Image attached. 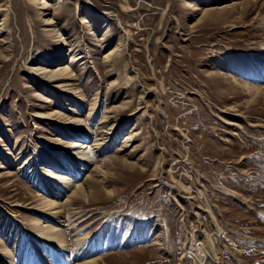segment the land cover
Here are the masks:
<instances>
[{
    "label": "rangeland",
    "instance_id": "1",
    "mask_svg": "<svg viewBox=\"0 0 264 264\" xmlns=\"http://www.w3.org/2000/svg\"><path fill=\"white\" fill-rule=\"evenodd\" d=\"M39 7L0 0L12 41L0 57V239L13 263L73 264L93 247L82 263L264 264V0H68L52 25L82 52L67 88L35 74L70 63ZM121 36L127 69L109 74L104 57ZM73 142L91 145L94 163L78 174L65 155ZM48 173L84 185L88 200L66 203L71 192ZM57 197L85 238L65 258L32 226L47 220L39 199Z\"/></svg>",
    "mask_w": 264,
    "mask_h": 264
},
{
    "label": "bare ground",
    "instance_id": "2",
    "mask_svg": "<svg viewBox=\"0 0 264 264\" xmlns=\"http://www.w3.org/2000/svg\"><path fill=\"white\" fill-rule=\"evenodd\" d=\"M67 1L68 0H54L55 3L53 5L47 6L44 4L43 0H32L33 5L38 6V7L41 6L38 8V10L50 8V11L53 12V14L51 15L52 18L47 19V21L45 22L46 23L45 25L48 28H50V30H48V33L56 42H62V43H64V47H68V50L58 51L57 56L68 57V59H70L69 64L59 65L54 70H49L48 67H46V66L42 67V68H38L35 70V74H38L41 77L43 76L42 78H45V79H47L53 83L58 81V84H60V87H63V88L70 87L69 84L73 83L72 81L75 79L72 76V73H73L72 65L76 62V60H78V61L83 60L82 59L83 57L81 55L82 52H81V49L79 48L80 47L79 43L77 44L78 41L76 40L77 42H75L72 39L73 36L71 37L70 35H67L68 34L67 31L64 30V32L61 33L60 32L61 30L56 29L58 26H52L54 23H56L55 20H58L60 15L62 14L64 6L67 3ZM43 14L44 13L39 12L40 17H43L44 16ZM89 15H88L89 18L92 20V22H94V25H98V23H96L97 22L96 20H98L99 18L91 12H89ZM87 21L88 20L86 18L82 17L80 23L82 25H85L87 23ZM8 23H9L8 19H7V17H5L0 24V38H2V39H0V57H4V58H7L9 56L10 49L12 48L10 30L7 29ZM108 33H109V31L106 30L105 35L107 36ZM125 54H126V41L121 36V38L118 40L117 45L110 52H108L104 57L105 63H106V69H107V72L109 74H111L113 72V69L115 68L117 63L122 62L126 67L127 64H126V55ZM126 69H127V67H126ZM114 85H115V82L113 83V86ZM41 97H42V101H43V99H46L45 96H41ZM127 104H128V102H123L118 107L109 108L106 111V113L103 117V120L101 121L102 122L101 124H105L107 122H110L111 119H113L110 116V114L116 115L118 112H120L122 109H124ZM94 106L95 105H93V107ZM93 110H94V108H92L90 112H92ZM37 116H40V115H37ZM77 122L82 123V124H79L81 130L86 128L84 125V121L81 118H79L77 120ZM116 125H117V123L112 124L110 127L111 129L109 128V130H107V132H105V133L102 132L103 134L100 133L99 137H101V139H99V141H104V140L105 141L103 143H99V144H97L98 142L97 143L95 142L97 147H100V146L102 147V145L106 146L105 145L107 143L106 138H109V137L111 138L113 131L116 129ZM87 130H88V128H87ZM131 140H132V135L127 138L125 144H127V143L129 144V141H131ZM90 146L91 145L79 143V142H73L69 145L70 150L65 155H66L68 162L71 164V166H73L75 169H76V167H78L75 170L77 174H78V172H82L84 170V168L87 167L88 165L94 164L93 160H92V156H91V151H90L91 147ZM101 169H102L101 166L96 167V172L100 171ZM48 176L55 183L59 184L58 186H61V188L63 190H67V191L71 192V195L69 196L70 198L67 200L66 203H69L71 201V199H75V198H78V199L80 198V199H83L84 201L88 200L89 194H88V190L86 189V187L84 185H76L73 178H70L68 175H63V174H59V175L55 176L53 173H50V174L48 173ZM38 186L42 190H44L46 193L53 194L54 190H51L48 187V185L38 181ZM66 203L64 205L61 204L58 200V197H57V199H52V200L48 199V198H41V199H39L38 209L41 212H43V214H44L43 217H45L43 219H47V220H46V222H45V220L41 221L39 218H34L32 220V226L34 227V229L37 232V234L39 235V237H41L45 241H47V242H45V244L43 243L42 245H44L46 250H49V248H50L51 251H54V253H50V256H52V257H57V255H60L61 258H65L66 257L65 253H67L68 248L70 246H73V245L82 246L83 245L82 243L83 242L85 243V241H84L85 238L79 237L82 229L76 230L77 229L76 226L78 227V225L81 224V223H79L80 221L77 222V220H73L71 223L73 224V223L77 222V224H73L72 227L69 229L70 225L67 224V222H68L66 219L67 216L65 215V210H64ZM71 217H74V215ZM53 222L55 224H53ZM63 227H67L68 230L63 229ZM67 232L69 234L71 233L72 237L68 236ZM161 243H162L161 239H156L155 244H153V245H161ZM56 250H61V251H63V253H59ZM94 251H95V249L92 247L90 250L88 249L86 251H83L82 253L77 252L76 257L79 258V260L77 262L76 261L73 262V264H97L98 261L100 260V258L99 259H91L90 261L82 263V261H84V259H85L84 257L87 255L91 256L94 253ZM12 256H13V254H12L11 250L2 241V239H0V258H1L0 260L4 261V263L14 264L13 263L14 257H12ZM89 258H91V257H89ZM65 260H67L65 262V264H71V259L65 258ZM23 264H39V263L36 262L35 260H34V262H31V260H29Z\"/></svg>",
    "mask_w": 264,
    "mask_h": 264
}]
</instances>
